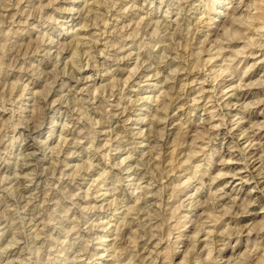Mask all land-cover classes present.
I'll return each mask as SVG.
<instances>
[{
  "label": "clouds",
  "instance_id": "clouds-1",
  "mask_svg": "<svg viewBox=\"0 0 264 264\" xmlns=\"http://www.w3.org/2000/svg\"><path fill=\"white\" fill-rule=\"evenodd\" d=\"M0 264H264V0H0Z\"/></svg>",
  "mask_w": 264,
  "mask_h": 264
}]
</instances>
